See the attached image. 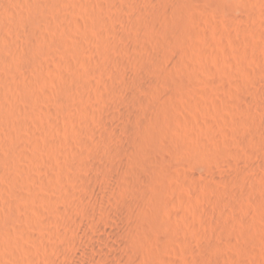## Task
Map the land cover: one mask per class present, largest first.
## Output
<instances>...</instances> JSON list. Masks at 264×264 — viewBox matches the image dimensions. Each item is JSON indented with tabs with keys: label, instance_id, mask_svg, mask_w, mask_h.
<instances>
[{
	"label": "bare ground",
	"instance_id": "6f19581e",
	"mask_svg": "<svg viewBox=\"0 0 264 264\" xmlns=\"http://www.w3.org/2000/svg\"><path fill=\"white\" fill-rule=\"evenodd\" d=\"M257 1L258 0H107V3H104L100 0H97L95 3L91 0H0V178L11 182L17 189H15L16 192H6L5 196L7 199V210L5 209L6 211H0V220L2 221V223L0 221V264H26L27 261H31V259L28 257L31 252L29 249L30 245L27 246L26 244H30V242L35 243L37 240L39 241V238L38 236L32 235L30 233L31 231L26 233L25 226L20 224L24 222L29 223V221L36 220L39 214L36 211L38 204H44L50 207L56 217L57 215H62V217H64L68 223L69 232L74 231V233L76 232L75 234L77 235V240L74 239V241H76V245L73 246L74 248L72 247V250H70L72 252L68 253L70 252L69 250L65 251L67 253L65 254V257L66 255L69 257L68 259L71 260L70 263L54 260L55 262L57 261L55 263L53 260H51L55 264H145L147 263V259L148 264H168V258L166 259L165 249H167L172 241L177 243L183 242L181 240L179 241L180 238L179 235L177 236V233L184 232L188 235L190 232H192L194 235L196 230H198L197 227L194 226V223L193 225H189V223H191L189 218L190 215L188 216V214L183 210V206L185 204L191 203V201L187 199L188 197L186 198L181 195L182 193L180 194L182 186L185 187V183L191 182L194 179V176L189 172L187 173V171L182 172V170H178V167L176 168L175 166L177 164L175 161H177L178 158L179 160H187L192 164V160L194 159L192 156L193 153L190 154V151L187 150L188 152L182 153L183 157H181L180 150H183V147L186 146L184 141H187V139L184 138V136H179L177 138L170 137L172 134L171 130L173 129V123L179 124L180 126L191 119H189L187 115L186 116L188 119L186 117L184 118L185 115L182 116L183 119L179 117L180 115H177V110H179L178 107L180 105L178 104V93H182L181 90L185 85L184 83H186V81L184 82L186 79H179L173 69L174 65L176 66L179 60L176 54H180L182 56V63L186 60L189 61L192 59V56H194L193 54H196L194 57L198 59V63H200L201 59L210 57L208 56V52L214 53L216 41L214 42V40L211 38L212 34L210 31L206 32L200 27V23L204 21L205 18L204 13L206 14L207 12L209 14V12L211 13V11H215L218 13V15L226 17L230 16L232 20H237L236 13L238 11H242L246 20H257L256 18L258 14H256L255 10L253 9L255 7H252V5L254 3L256 4ZM143 2H145V4ZM111 10H122L126 13L123 15H118L116 13L111 14ZM78 15L83 16L82 18H85L84 23H86V25H83L84 19L83 21H81V19L80 21L77 19L76 16ZM116 19H120L122 21V24L125 25L124 29H120L115 24V21H117ZM226 25L228 24L226 23ZM206 26L208 25L206 24ZM213 26L217 27V25ZM215 28L213 27L214 30ZM84 29L87 36L89 38H94V40H96L99 44V52L103 57L102 60H104L97 66L102 70L111 71L113 74L111 79L104 80L108 86L109 94L116 96L117 100L121 102H124V100L127 101V98H130V96H133L132 98L135 100V107L133 106L134 108L129 110L127 123L125 125V131L129 134H132L130 140H119L117 143L116 141L118 140L119 136H117L116 130L112 129L113 127L111 128V126H109V124L107 125L106 122L102 123L101 126H103V129L101 131L96 129L90 130L95 135L99 136L101 141L103 140L106 142V147L112 153V157L114 158L111 160L112 164L106 173L109 183L102 184V189L107 195H104L105 197H101L99 194L97 195L95 193H91L92 201L94 202L98 212L92 211L94 207L92 209H84L86 215L85 218H88L86 221L89 220V222L86 224L87 227L88 225L90 226L88 228L85 226V224H83L85 222L81 223L80 221L76 220V218L68 216L67 212L63 209L61 210L60 208L61 202H67L65 200L66 197H64V192L69 190V187H64L62 182L63 180H61V175L70 173L74 167L75 169L78 168H76V164L72 163L71 161L64 167L59 165L56 157V150H59L58 147L60 146L65 148L66 140L55 138L53 135L51 137L52 139L47 141L46 128L44 126L45 118L49 123H52L54 127L58 128V122L62 116L61 119H63L62 122L64 123V129L66 127H71L75 121V115L72 113L71 109L73 107H77L79 110H81V113L88 115L87 109H85L83 106V100L88 95L87 93L89 89H95V92L99 90L97 85L95 86L92 82L85 78L88 69H91L92 66L91 63L83 58V54L88 50L82 42ZM102 31H107L108 33L112 34L114 39H107L106 41H103L101 39ZM222 37H224V35ZM222 37L220 36L219 38ZM203 43H208L210 48L203 47ZM61 51L63 52V57L59 61V58H57L58 64L54 67L55 63L51 65L52 61L50 62L49 58L53 55L56 56L57 52ZM118 52L119 54H122V57H118L119 55H116ZM227 53L229 52L227 51ZM55 56H53V58H55ZM258 56L260 57L261 54ZM257 59L259 60V58ZM215 61H217V58ZM210 62L212 61L210 60ZM29 63L32 64L33 73L31 74H33V76H26V73H23L24 75L19 74L18 70L24 68V66ZM129 66H133L135 68V70L133 69L134 73H132L130 70L129 73H131L129 74L126 72L128 70H124V68ZM239 66L240 65H238V67ZM253 68L254 67H252V69ZM243 69L245 70V67ZM144 70L150 71L151 76H145L143 74ZM189 75H191V73ZM260 75L261 74H259V76ZM249 76L251 75L249 74L248 77ZM191 77L193 78V76ZM252 78L251 82H253ZM193 79L191 80L190 78V82L195 83V80ZM49 84L57 85L55 92L56 99H53H55L59 105L55 106L53 103H49L53 99H48L49 102L46 101V103L45 97L48 96L46 93H40L38 91L39 87H45ZM252 84H255V82ZM249 86H251V84ZM132 87H134V92L131 93ZM186 87V89H188V86ZM261 88H263V86ZM178 89H180V92H178ZM186 89H183L185 90L184 95L186 94L187 103H190L189 100H192L191 98L194 97V92L188 90L186 92ZM121 90L123 92H121ZM245 90L246 89H244V91ZM258 90L259 89L256 91L255 89L257 93L254 90L253 91L256 96L255 98H257L260 102L262 99V93H259ZM262 90L264 89H260L259 91L261 92ZM232 93L234 92L231 91V94ZM50 95L51 94H49V96ZM52 95H54V93ZM240 95L242 96L240 93L238 97H240ZM182 97V99H185V96ZM242 98H244V95ZM239 100L242 99L239 98ZM252 100L254 101V99ZM179 101H181L180 98ZM261 103L262 101L260 104ZM197 106H199V104L196 105V107ZM247 108L249 110L251 107ZM247 111L244 112L246 113ZM248 114L249 117L247 116ZM250 114L253 117L256 113L253 115L248 111V113L245 114L246 116L242 114L243 117H241L242 115L239 116L234 114L236 116H233V121L237 125L244 123L243 127L245 125L248 126L247 123L250 120H253L250 117ZM114 119L116 120V118ZM256 120L257 119L254 121ZM190 121L193 122V120ZM190 121L188 124H190ZM100 122L102 121L100 120ZM211 125L213 126V123ZM195 128L197 127L195 126ZM201 128H203V126L200 127V129ZM198 129L199 128H197L196 131H198ZM244 130H246V127ZM169 132L171 133L170 136ZM251 134H254L253 131ZM217 138L219 139V137ZM249 138L250 137H247V139ZM261 139L263 140V137H261ZM237 140L240 141L241 139ZM242 142L243 141H241V143ZM253 142L255 143L257 141L253 140ZM182 144H184V146ZM179 145L181 146V149ZM229 146L231 145L229 144ZM31 150L34 151L35 155H31ZM232 153L234 152L231 151L230 154ZM79 156L77 158L82 159L83 155L80 157ZM83 157L85 158V156ZM84 158L83 160H85ZM174 159L177 160L174 161ZM47 161L50 162H48L50 165H53L55 168H53L54 171L57 170L53 173V175L50 174L52 172L48 173V170H46L54 182L55 191L53 192L57 191V198L47 197L46 195H43L44 193L40 194V190L37 188L44 184L41 183V177H39L38 173H41V175L42 173L47 175V173L42 172V170L38 168L39 166L41 168V165ZM79 161L81 162L82 160ZM263 162L264 160L261 163L259 162L260 165ZM241 165H243V163ZM82 166L83 165H81L80 168ZM261 166L264 168V163ZM242 169L244 170L242 171ZM36 170H38L37 173ZM246 170L244 166H238V170L234 172L230 178L223 179L224 184H226L228 187L222 193L229 194V196L233 198L232 201H243L242 199L248 195V192H251L248 186H245V184H240V179L244 175V171L246 173ZM36 174H38L39 178ZM212 174L210 172V178H213L216 175L215 174L213 176ZM77 175L72 176L76 181L79 180ZM79 175L81 176V174ZM72 177H70V180ZM181 179L183 180L181 182L183 183L182 185L179 182L177 183V181H181ZM83 182L85 184V181H82V183ZM195 183L197 184V182ZM198 185H201V183L198 182ZM232 186L234 187L230 188ZM0 187H2V185ZM252 192L254 194L257 193L259 198L263 196L261 190L258 188L256 189V185L255 188H252ZM180 206H182V210L180 209ZM234 206L236 208L238 204L236 203ZM83 207H81V209H83ZM198 207L200 206L198 205ZM245 209L247 210L249 208L245 207ZM23 211H26L24 213H27V215L25 214L26 216L24 215L25 217L20 214ZM240 218L241 217H239L238 220ZM66 222L64 223L66 224ZM226 222L219 224L218 227L224 230L228 229L226 228V225L228 226L229 224L227 223L229 222ZM239 222H241V220ZM29 224H31V222ZM106 226L109 228L108 231L104 230ZM27 228L28 225L26 229ZM63 229L64 228H62V230ZM66 230L67 228L64 231L66 232ZM54 231L50 233L54 234ZM161 232L165 233L166 235L169 234L168 237L172 235L171 238H173L175 234L174 239L176 238V240L169 239L168 242H164V240L159 237V233ZM59 234H61L59 236L62 239V237L68 233L64 235H62V233ZM201 236L204 235L202 234ZM55 238L56 237H54V239ZM63 240L65 241L67 238H63ZM69 240L70 239H68V241ZM74 241L72 240V242ZM207 243L209 244V242ZM207 243L204 242L206 245ZM204 244H202V248ZM153 247L156 249H153ZM229 247L232 246L230 245ZM208 249L206 250H211ZM240 249L242 250V248ZM61 250L64 251L62 248ZM61 250L59 249V252H61ZM56 251L58 252L57 248ZM174 251L175 250L173 249V252ZM232 252H234V250ZM208 255L206 253V255L200 257L202 259L200 260L199 258V262L196 261L198 262L197 264H213V257L211 259V254L210 256ZM53 257L55 256H52L50 259ZM230 257L232 256L230 255ZM253 258L255 259L256 257ZM262 259H264V257ZM234 260L232 261L233 263ZM172 261H174V259ZM190 261L191 260H189V262ZM236 262H238V260ZM216 263L219 264L217 261Z\"/></svg>",
	"mask_w": 264,
	"mask_h": 264
},
{
	"label": "rangeland",
	"instance_id": "374dc122",
	"mask_svg": "<svg viewBox=\"0 0 264 264\" xmlns=\"http://www.w3.org/2000/svg\"><path fill=\"white\" fill-rule=\"evenodd\" d=\"M91 1L96 3L97 0H91ZM100 1L107 3V0H100ZM261 1L262 0H258L256 2V4L254 3L252 5V7L256 8V9L255 8H253V9L255 10L256 14H258L257 18H256L257 20H251V21L246 20V18L244 17V13L242 11H238L236 13L237 14V16H236L237 20H232V18L230 16L226 17V16L218 15V13L215 11H211V13L209 12V14L207 12H206V14L204 13L205 18H204V21L201 22L202 25L200 23V27L202 30H204L206 32L210 31V33L212 34L211 38L214 40V42L216 41L214 53L208 52V54H209L208 56H210V57L201 59L200 63H198V59H196V57H194L196 54H193L194 56H192V59H190L189 61L186 60L182 63L181 62L182 56L180 54H176V56L179 58V60L176 64V66L174 65L173 69H174V71L177 74V77L179 79H181V80L186 79V80H184V82L186 81V83H184L185 85L181 90L183 94L179 91L180 89H178V92L181 93V94L178 93V104H180V105L182 104L181 105L182 108L179 105V107H178L179 110H177V115H180L179 117H181V118L184 115H185L184 118L185 117L187 118V116H188V118L189 119L191 118L190 120H193L194 123L189 120L191 125L188 124V122H189L188 121L185 124L180 125L181 127L179 126V124L173 123L172 124L173 129L171 130L172 134L169 132V136H170V134H171L170 137H173V138L174 137L177 138L179 136H184V138L187 139L188 142L186 140H185L186 142L184 141V144L186 143L187 147L184 146V144H182L186 148H184L182 146L183 147V150H182L181 146L179 145L180 149L182 150V151L180 150L181 157H183L182 153H184V152L190 151L189 152L190 154L193 153L192 156L194 157V159L192 160L193 162L191 161L192 164L190 162H188L187 160H184L182 158H181L182 160H179V158H178L179 161L177 159H174V161L177 160V161H175L177 164L176 165L174 164V165L176 166V168L178 167L177 168L178 170H180V171L182 170V172L187 171V173L189 172L194 176V179L191 182H188V183L186 182L185 187L182 186V189L180 190L181 191L180 194L182 193L181 195H183L186 198L188 197L187 199L191 201V203L185 204L186 207H185V205L183 206V208H184L183 210L188 214V216L190 215L189 218H190L191 223H189V225H193V223H194V226H196L198 230H196L195 233L193 232L194 235L196 234L195 236L192 234V232H190L188 235H187V233H184V232L183 233L182 232L177 233V236L179 235V238H180V239L179 238H177V239H179V241L181 240L183 242L177 243L175 241H172L169 244V246L167 247V249H165L166 250L165 251L166 259L168 258V260H169V261L167 260L168 264H173L174 262H175L174 264H184V263L185 264H189V263L190 264H197L199 262L198 259L200 257H203V255H206V253H207V255L209 254L208 256H210V254H211V256H210L211 259L213 257V259H214V261H212L213 264H217L216 261L219 264H222V263L223 264L224 263L225 264H264V259H262L264 257V253H263L264 252V208H263L264 207V199H262V198H264V168L261 166L264 162L260 165V163L264 160L263 159L264 158V134H263L264 133V131H263L264 130V128H263L264 127V99H263L264 98V90H262L261 92L259 91L260 89H264V34H263L264 33V6H263L264 1H262V2ZM143 3L145 4V2H143ZM110 13L111 14L116 13L118 15H123L126 12L122 11V10H111ZM240 13L242 14V16ZM261 15H262V17H261ZM209 16H210V19H209ZM76 17L79 21H80V19H81V21H83V19H84L83 23L85 22V18H82L83 16L78 15ZM116 20L117 21H115V24L120 29L121 28L124 29L125 25L122 24V21L120 19H116ZM206 22H208V23H206ZM248 22H250V23H248ZM226 23L228 25H226ZM206 24L208 26H206ZM209 24H210V26H209ZM212 24L217 25V27L213 26ZM83 25H86V23H84ZM213 27L214 28L216 27L215 30L213 29ZM83 32H84L83 36L84 35L85 36L84 37L82 36V38H83L82 42H83V45L88 49L87 52H85L83 54V58L86 59L89 63H91V66H92L91 69H88L85 78L88 81L92 82L95 86L97 85L99 90H97V92H95V89L94 90L89 89L88 93H87L88 95L85 97L86 100L85 99L83 100V106L85 109H87L88 115L81 113V110H79L77 107H73L71 109L72 113H74V115H75V121L71 127H66L64 129V123L62 122L63 119H61L62 116L60 118V121L58 122L59 123L58 128L54 127V125L52 123H49L48 120L45 118H44V126L46 128V134H47L46 139H47V141H50L52 139L51 137L53 135L55 138H58L61 140H63V139L66 140V147L64 148V147L60 146V147H58L59 150H56L57 151L56 157H57V161H58L59 165L64 167L67 164H69V162L71 161L72 163L76 164V168L80 169V170H78V169H75V167H74L70 173L61 175V180H63L62 182L64 184V187H66V186L69 187L68 188L69 190L64 192V197H66L65 200L67 202H65V201L61 202L60 208H61V210L62 209L65 210L67 212L68 216H71L72 218H76V220L80 221L81 223L85 222L83 224H85V226L87 227L86 224L89 222V220L86 221L88 218H85L86 215H85L84 209H89V208L92 209L94 207L92 209V211L98 212L96 206L94 205V202L92 201V197H91L92 194L91 193H93V194L95 193L97 195L99 194L101 197H105L107 195L105 193V191L102 189V184L109 183V180H108V177L106 176V173H107L108 169L110 168V165L112 164L111 160H113V158H114V157H112L113 156L112 153L106 147V142H104L103 140L101 141L99 136L95 135L90 130L96 129L98 131H101L103 129V126H101L102 123L106 122L107 125L109 124V126H111V128L113 127L112 129L116 130L117 136H119L118 140L116 141L117 143L119 140H126V141L130 140L132 137V134H129L125 131V125L127 123V116L129 114V110H131L132 108L135 107L134 106L135 100L132 98L133 96H130V98H127V101L124 100V102L123 101L121 102V101L117 100L116 96L109 94L108 86L106 85L104 80L105 79H111L113 77V74L111 71L102 70L97 66L100 62H102L104 60V59L102 60L103 57L101 56V54L99 52V44L96 40H94V38L90 37L91 38L90 39L87 36L85 29ZM213 32H214V34H213ZM219 35L221 37L224 35V37L219 38L220 37ZM101 39L103 41H106L107 39L113 40L114 36L112 34L108 33L107 31H102ZM235 40H236V42H235ZM224 44H226V45H224ZM236 44H237V46H236ZM238 45H239V47H238ZM203 47L210 48L208 43H203ZM235 49H237V50H235ZM222 51H224L225 53ZM227 51L229 53H227ZM217 52H219V53H217ZM254 53H256V54H254ZM260 54L262 57L258 56ZM116 55H119L118 57H122V54L121 53L119 54V52ZM53 56H55V55H53ZM53 56H51L49 59H50V62L52 61L51 65H53L55 63L54 64V67H55L58 64L57 58H59L58 61L60 59H62L63 52L62 51L57 52V55L55 56V58H53ZM239 56H240V59H239ZM193 57H194V59H193ZM216 58H217V61H215ZM257 58H259V60ZM210 60L212 62H210ZM242 63L245 65H243ZM238 65H240V66L238 67ZM241 65H242V67H241ZM133 66L126 67L129 69L124 68V70L125 71L128 70V71H126L128 73L131 70V72L134 73L135 68ZM131 67H133V68H131ZM184 67L186 68V70ZM244 67H245V70L243 69ZM252 67H254V68L252 69ZM187 68L188 69L190 68V69L188 70ZM203 68H205V69H203ZM206 69H207V71H206ZM242 70H244V71H242ZM246 70H247V72H246ZM64 71L67 72L66 70H64ZM18 73L22 74V75H24L23 73H26L25 74L26 76L32 77L33 76V74H31V73H33L32 64L29 63L26 66H24V68L19 69ZM190 73H191V75H189ZM258 73L261 74L260 75L261 77L259 76ZM143 74L145 76H148V77L151 76V73L148 70H146V71L144 70ZM247 74L251 75L249 77H251V78L253 77L252 78L253 82H251V78H249ZM191 76H193L194 79ZM190 78H191V80L192 79L195 80V83L190 82L191 81ZM246 79H247V81H246ZM255 79H256V81H255ZM239 80H240V82H239ZM254 82H255V84H252ZM198 84H200L201 86ZM250 84H251V86H249ZM55 85L49 84V85H46L45 87L41 86L38 88V91L40 93L44 92L48 96V97H45V102L46 101L49 102V100H51L53 98L56 99L55 92H56L57 85L56 86ZM186 86H188V89H186L187 88ZM262 86H263V88H261ZM190 87H191V89H190ZM184 88L186 89V92H187V90L194 92V97L191 98L192 100H189L190 103L189 102L187 103L186 94L184 95V91H185V90H183ZM209 88H211V89H209ZM131 89H130L131 93L134 92V87H132ZM244 89H246L245 91H247V92H245ZM255 89H256V91H257V89H259L258 92L262 93V95L260 94L262 96V99L260 100V102L262 101L263 104L262 103L260 104L259 100L257 98H255L256 97L254 94ZM231 91L234 93L231 94ZM237 91H239V92H237ZM121 92H123V91L121 90ZM121 92H120V94H121ZM48 93L51 94L50 96L52 98L49 96ZM53 93L55 96L52 95ZM240 93L242 94V96L240 95V97H238ZM201 94H203V95H201ZM208 94H210V95H208ZM243 95H244V98H242ZM182 96H185V99H182L183 98ZM245 96H246V99H245ZM252 97H254V98H252ZM179 98L181 101L182 100L183 101L182 102L179 101ZM239 98L242 100H239ZM251 98L254 99V101ZM55 99L51 100L49 103H51V104L53 103L55 106L59 105L58 102L55 101ZM116 101H118V102H116ZM215 101H217V102H215ZM235 101L237 104L235 103ZM185 104H187V105H185ZM198 104H199V106H197L198 107L197 108L196 105H198ZM216 104H217V106H216ZM183 105H185V106H183ZM190 106H191V108H190ZM184 107H186V108H184ZM242 107H246V108H242ZM247 107H251V108H249V110H248ZM198 109H200V110H198ZM246 109L249 111V113H252L253 115L256 113L253 117L250 114V117L253 120H250L248 122L249 124L247 123L248 126L245 125L244 127H243L244 123H240L239 125L235 124V122L233 121V119H234L233 116H236V115L240 116L242 114L244 116H246L245 114L248 113V111ZM244 111H247V112L245 113ZM234 112H236V113H234ZM234 114H236V115H234ZM243 115L241 117H243ZM247 116L249 117V114ZM113 117L116 118V120ZM226 117L228 118L229 121L227 120ZM255 119H257V120L254 121ZM100 120L102 122H100ZM251 121H253V122H251ZM195 122H197V123H195ZM212 123H213L214 127L211 125ZM193 124L197 128H199L198 131H196L197 128H195V126ZM199 125H200V127L203 126V128L200 129ZM61 126H63V127H61ZM189 126H191V127H189ZM245 127H246V130H244ZM250 127L252 128V130ZM257 127H258V129H257ZM61 128H63L64 130ZM194 128H195V130H194ZM219 128H221V129H219ZM234 128H235V130H234ZM47 129H48V131H47ZM254 129H255V131H254ZM249 131L251 133L253 131L254 134H251ZM65 132H67V133H65ZM255 134H256V136H255ZM220 135H222V136H220ZM246 136L250 137V138L247 139ZM217 137H219V139ZM252 137L253 138L255 137V138L253 139ZM261 137H263V140L261 139ZM215 138H216V140H215ZM237 139H241V140L239 141ZM252 139L257 141L258 144H257V142H255L256 143L255 144ZM236 140H237V142H236ZM246 140H249V141H246ZM225 141H227L228 144ZM241 141H243V142L241 143ZM218 143H220V144H218ZM229 144L231 146H229ZM103 147H105V148H103ZM261 149H263V150H261ZM223 151H224V153H223ZM229 151L234 152V153H232L233 155L230 154ZM86 152H87V154H86ZM30 153H31V155H33V154L35 155L33 150H31ZM238 154H239V156H238ZM79 155L80 156L83 155V156H85V158L83 156H82V159L77 158ZM236 155L238 156V158ZM223 156H224V158H223ZM83 158L85 160H83ZM75 159H76V161H75ZM244 159L247 161H245ZM79 160L83 161V162L81 161L82 164ZM73 161H75V162L78 161L79 163L78 162L75 163ZM186 161H187V163H186ZM48 162L49 161L42 164L41 168L39 166L38 169L42 170V172H45V173L52 172L50 174L53 175V173L56 172L57 170L54 171L55 168L53 167V165L49 164L50 162L49 163ZM242 163H243V165H241ZM79 164L83 165L82 167H84V168L81 167L82 170L80 168L81 165H79ZM250 165H252V166H250ZM238 166L239 167L244 166L245 170L247 169L246 173L244 171V175L240 179V184L241 185L245 184V186H248V188H249V190H251V192L250 191H249L250 193L248 192V195H246L242 199L243 201L238 200V202H237L235 200L232 201L233 198L230 197L229 194H227V193L223 194L222 192L224 190H226L228 187L226 184H224L223 179L224 178H230L232 176V174L238 170ZM250 167H252L253 169ZM239 169H241V168H239ZM46 170H48V171L46 172ZM243 170L244 169H242V171ZM228 171L229 172L231 171L232 173L230 172V174H229ZM37 172H38V170H36V173ZM210 172H211V174L214 173V174H212L213 176L216 174L217 177L215 175L214 176L215 178L214 177L210 178L211 177ZM48 173H47V175L49 176L50 174H48ZM38 174H39V177H41L40 178L41 183H44V184L40 185L39 187H37V185H36V187L39 188V190H40L39 191L40 194L44 193L43 195H46L47 197L57 198L58 196H56V195H58V193H56L57 191L53 192V191H55V189H54V182H53L51 176L48 177L44 173H42V175H41V173H38ZM38 174H36L37 177H38ZM79 174H81V176ZM68 175H70V176H68ZM73 175H77V178L79 180L76 181L74 179V177H72ZM256 175H257V177H256ZM70 177H72L71 180H70ZM41 179L43 180V182ZM80 180L85 181V184H84V182L82 183V181H80ZM220 180H221V182H220ZM1 181L3 184L1 183ZM182 181H183L182 179H181V181L178 180L177 183L179 182L182 185L183 184V183H181ZM195 182H197V184ZM198 182L201 183V185H198ZM79 183H80V185H79ZM213 183H214V185L215 184L216 185L214 186ZM11 184H12L11 182L5 181V180L0 178V186L2 185V187H0V211H6L7 210V205H6L7 199L5 196L6 192H8V191L9 192H12V191L16 192V190H17L14 187V185L13 184L11 185ZM255 185H256V189L258 188L263 193L262 194L263 196L260 198H259L257 193L254 194L252 192V188H255ZM82 186H84V187H82ZM204 187H205V189H204ZM213 187H214V189H213ZM233 187L234 186H232L230 188H233ZM54 193H55V195H54ZM74 193L75 194L77 193V194L75 195ZM70 194H71V196H70ZM67 196H68V198H67ZM194 196H197V197H194ZM260 201H262V202H260ZM76 202H78V203H76ZM240 202H241V204H240ZM243 202H245L246 204ZM71 203H72V205H71ZM236 203L238 204V206H236V208H235L234 205H236ZM198 205L200 207H198ZM65 207H66V209H65ZM81 207H83V209H81ZM180 207L179 208L182 210V206H180ZM194 207H196V208H194ZM245 207L249 208V209L246 210ZM72 208L74 211L72 210ZM203 208H204V210H203ZM171 210H172V208H171ZM36 211L39 214H38L36 220H32L34 223L32 221H29V223L31 222L32 225L29 224L28 222H24V223L20 224L22 226H25L26 233L31 231L30 233L32 235L38 236V238H39V241L37 240V242H35V243L30 242V244L29 243L26 244L27 246L30 245L29 249L31 251L30 255L28 256L31 259V261L30 262L27 261V263L28 264H30V263L31 264H52V263L55 264L57 261H60V262L63 261V262L70 263L71 260L68 259L69 257L67 255L65 257V254H67L65 251L66 250H69V251L72 250L74 248L73 246L76 245V241H74V239L77 240V237H76L77 235L75 234L76 232L75 233H74V231L69 232L68 223L66 222L65 218L62 217V215H57V217H56L55 214L50 209V207H48L47 205L38 204V206L36 207ZM24 212H26V211H23L20 214H22L23 216L25 214L27 215V213H24ZM204 212H206L207 214ZM239 217H241V218L238 220ZM59 219L60 220L62 219V220L60 221ZM219 219H220V221H219ZM222 219H223V222H222ZM240 220H241V222H239ZM206 221H208L209 223ZM226 221L229 223H227ZM64 222H66V224ZM224 222L229 224L228 226L226 225V228H228V229L224 230V229H221L220 227H218L219 224L224 223ZM1 223H2V221H1ZM202 223H203V225H202ZM230 224H231V226H230ZM27 225H28V228L26 229ZM61 225H62V227H61ZM44 226H46V227H44ZM88 227H90V226L88 225ZM62 228H64V229L62 230ZM66 228H67V230L65 232L64 230ZM214 228H215V230H214ZM218 228H220V229H218ZM222 228H225V227H222ZM58 229L59 230L61 229V230L59 231ZM229 229H231V230H229ZM104 230L108 231L109 228H107V226H106L104 228ZM53 231H54V234L50 233ZM202 231L205 233H203ZM228 231H229V233H228ZM55 233H57V234H55ZM59 233H62V235L68 233L69 235L66 234L67 236L64 235L66 237L63 236L61 239V237L59 236L61 234H59ZM244 233H246V234H244ZM164 234L165 233H162V232L159 233V237H161V239L164 240V242H168L169 239L173 240L175 237V234H174L173 238H171L172 235L168 237L169 234H167V235L166 234L164 235ZM198 234H200V235H198ZM202 234L204 236H201ZM68 236H69V238H68ZM54 237H56L55 238L56 240L54 239ZM202 237L204 240L202 239ZM204 237H206V238H204ZM63 238H65V239L67 238V240L64 241ZM232 238L233 239L235 238V239L233 240ZM68 239H70V240L68 241ZM188 239H189V242H188ZM72 240L75 243L72 242ZM174 240H176V238ZM229 240H231V241H229ZM235 240L237 241L238 245H237ZM66 241H68V242H66ZM204 242L205 243L209 242V244L207 243V245H206V244H204ZM172 244H173V246H172ZM202 244H204L203 248H202ZM222 244H224V245H222ZM241 244H242V246H241ZM208 245H211L212 248H211V246H208ZM230 245L232 247H229ZM59 247H61L64 251H62L61 248H59ZM155 247H157V246H155ZM155 247H153V249ZM204 247L206 249L209 248L208 250H210V249L211 250L207 251ZM234 247L236 248V250ZM56 248H57L58 252L56 251ZM240 248H242V250ZM59 249L61 250V252H59ZM173 249L175 250L174 252H173ZM233 250H234V252H232ZM258 250H259V252H258ZM250 251H251V254H250ZM252 251H253V253H252ZM71 252L72 251H70L68 253H71ZM169 252H170V254H169ZM213 252H214V254H213ZM230 255L232 257H230ZM258 255L259 256L261 255L262 257L260 256L261 257L260 258ZM52 256H55V257H53L54 259L53 258L50 259ZM253 257H256V258L254 259ZM173 259H174V261H172ZM201 259L202 258H200V260ZM230 259H233V260L235 259L234 263L232 262L233 260H230ZM26 260H27V258H26ZM51 260H53V261L57 260V261L56 262L54 261L55 262L54 263ZM189 260H191L192 262L191 261L189 262ZM237 260H238V262H236ZM196 261H198V262H196ZM145 264H148V259H147V263H145Z\"/></svg>",
	"mask_w": 264,
	"mask_h": 264
}]
</instances>
